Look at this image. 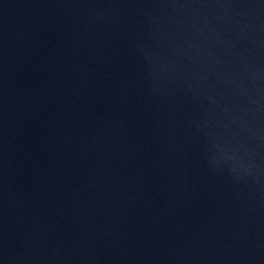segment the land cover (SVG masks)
<instances>
[{
	"label": "water",
	"instance_id": "obj_1",
	"mask_svg": "<svg viewBox=\"0 0 264 264\" xmlns=\"http://www.w3.org/2000/svg\"><path fill=\"white\" fill-rule=\"evenodd\" d=\"M0 264H264V0H0Z\"/></svg>",
	"mask_w": 264,
	"mask_h": 264
}]
</instances>
